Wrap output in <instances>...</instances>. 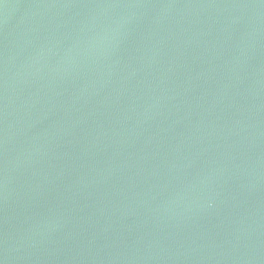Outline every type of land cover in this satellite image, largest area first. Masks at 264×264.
Returning <instances> with one entry per match:
<instances>
[{"label": "water", "instance_id": "water-1", "mask_svg": "<svg viewBox=\"0 0 264 264\" xmlns=\"http://www.w3.org/2000/svg\"><path fill=\"white\" fill-rule=\"evenodd\" d=\"M0 264H264V0H0Z\"/></svg>", "mask_w": 264, "mask_h": 264}]
</instances>
